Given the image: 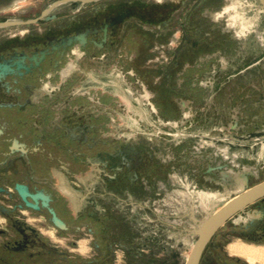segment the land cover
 <instances>
[{
  "label": "flooded vegetation",
  "instance_id": "af4514ba",
  "mask_svg": "<svg viewBox=\"0 0 264 264\" xmlns=\"http://www.w3.org/2000/svg\"><path fill=\"white\" fill-rule=\"evenodd\" d=\"M134 1L0 0V264H106L115 237L133 235L126 232V211L156 209L175 185L177 176L159 169V161L151 156H158L153 147L146 155L141 139L105 134L108 123H96L92 90L76 88L78 69L69 68L62 79L70 61H81L84 69L93 71L95 51L109 54L115 39L133 30L124 28L128 22L138 24L134 18L139 4ZM150 7L149 12L159 17L163 7ZM220 7L218 0H189L182 14L204 21L207 14L222 16L226 9L218 11ZM64 19H74L77 25L63 31ZM174 63L166 59L165 76ZM94 166L101 169L97 179ZM221 169L222 165H212L199 176L219 185L216 173ZM223 175L227 176L221 172L218 178ZM82 178L93 187L78 213L61 186L64 181L68 190H80ZM154 180L157 191L147 196ZM20 187L36 197L37 201L30 196L28 200L39 210L26 204ZM44 202L66 223V230L53 224ZM112 226L124 230L116 234ZM83 239H89L91 251L86 258L69 249L79 251ZM237 241L246 247H264V198L216 231L199 264H261L230 253L228 246Z\"/></svg>",
  "mask_w": 264,
  "mask_h": 264
},
{
  "label": "rangeland",
  "instance_id": "374dc122",
  "mask_svg": "<svg viewBox=\"0 0 264 264\" xmlns=\"http://www.w3.org/2000/svg\"><path fill=\"white\" fill-rule=\"evenodd\" d=\"M188 1L137 0L138 24L128 22L125 32L133 30L119 35L109 54L95 51L93 71L76 60L63 69L62 79L78 69L79 92L92 90L96 123H108L105 134L141 139L146 155L151 147L157 152L151 156L159 169L177 176L174 193L163 194L168 207L159 200L156 209L126 211L133 235L115 237L106 264H184L202 221L264 180V0H218L225 12L204 21L182 14ZM152 4L163 7L159 17L149 12ZM72 20L64 19L63 31L75 26ZM167 58L175 60L169 76L162 69ZM212 165L227 174L221 180L216 173L219 185L203 177ZM149 184L147 196L157 191L155 180ZM141 244L144 251H136ZM255 261L264 264V257Z\"/></svg>",
  "mask_w": 264,
  "mask_h": 264
},
{
  "label": "water",
  "instance_id": "95a60500",
  "mask_svg": "<svg viewBox=\"0 0 264 264\" xmlns=\"http://www.w3.org/2000/svg\"><path fill=\"white\" fill-rule=\"evenodd\" d=\"M19 190L21 197L29 207L35 210L40 209L36 203H32L28 200V196H30L34 201H37L35 196L28 194L22 187H20ZM262 198H264V180L251 187L242 188L233 197L223 203L219 209L209 214L195 231L197 239L184 264H199L205 247L216 231L233 216L242 212L248 205ZM43 205L50 212L53 224L61 230H66L68 228L66 223L58 217L55 210L49 206L48 202H44Z\"/></svg>",
  "mask_w": 264,
  "mask_h": 264
},
{
  "label": "crops",
  "instance_id": "0c3cea01",
  "mask_svg": "<svg viewBox=\"0 0 264 264\" xmlns=\"http://www.w3.org/2000/svg\"><path fill=\"white\" fill-rule=\"evenodd\" d=\"M92 170L95 172V178L97 177V175H96L97 173L96 172L101 171V169L98 166H94L92 168ZM55 171H56V169H55ZM58 171H57V174L60 175V177L63 178V175L60 172V170H58ZM81 180L84 183V188H80V190H77V191H70V190H68V188H67V186H66V184L64 183L63 180H62L63 183H62V186H61V189L64 191V193H66V194H68L70 196L71 202L73 204V208L78 213L85 206V203H86L87 198L89 196V193L91 191L90 188L93 187V184L89 183V181H87L86 179L82 178ZM110 195H111V197H113L114 193H110ZM114 196H116V195H114ZM116 197L119 198V196H116ZM157 217L159 218V216H157ZM111 228H113V226ZM141 241H142V239H141ZM65 245H66V243L63 242V246H65ZM141 247H142V244L140 245V247L139 246L136 247V251H142L143 249ZM78 250L79 251H77V252L80 253V254H84V252H89V250H90L89 239H83V240H81L80 241V246H79Z\"/></svg>",
  "mask_w": 264,
  "mask_h": 264
},
{
  "label": "bare ground",
  "instance_id": "6f19581e",
  "mask_svg": "<svg viewBox=\"0 0 264 264\" xmlns=\"http://www.w3.org/2000/svg\"><path fill=\"white\" fill-rule=\"evenodd\" d=\"M227 249L230 253L242 255L251 262L264 257V250L260 248L246 247L235 243L230 244Z\"/></svg>",
  "mask_w": 264,
  "mask_h": 264
}]
</instances>
